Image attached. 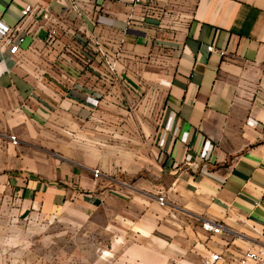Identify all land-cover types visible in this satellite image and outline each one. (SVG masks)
<instances>
[{"label": "crops", "instance_id": "0c3cea01", "mask_svg": "<svg viewBox=\"0 0 264 264\" xmlns=\"http://www.w3.org/2000/svg\"><path fill=\"white\" fill-rule=\"evenodd\" d=\"M99 210L187 263L264 247V0H0V211Z\"/></svg>", "mask_w": 264, "mask_h": 264}, {"label": "rangeland", "instance_id": "374dc122", "mask_svg": "<svg viewBox=\"0 0 264 264\" xmlns=\"http://www.w3.org/2000/svg\"><path fill=\"white\" fill-rule=\"evenodd\" d=\"M133 229L126 218L101 210L85 218L63 214L43 220L0 211V264H193L179 252L150 251Z\"/></svg>", "mask_w": 264, "mask_h": 264}, {"label": "built area", "instance_id": "2783aa9c", "mask_svg": "<svg viewBox=\"0 0 264 264\" xmlns=\"http://www.w3.org/2000/svg\"><path fill=\"white\" fill-rule=\"evenodd\" d=\"M34 6L31 3H26L24 5V8L22 10V20L21 25L26 22L27 18L33 13ZM21 28L20 24H18V27L15 29L9 28V30L6 32V35L4 36L2 40V45H9L10 46V52L11 54H18L21 50V44L25 41L24 35H18V39L16 42L13 41L12 36H14V33L16 30H19ZM48 39L51 42L57 43V33L55 29H52L47 34ZM212 49V47H210ZM110 66H112V62L109 60ZM111 70H114V68L111 67ZM91 101L93 104H98L99 100L95 97L91 98ZM11 139L13 143L17 144V138L16 136H11ZM163 144V141L161 142V145ZM206 149L202 153L203 155H206ZM95 177H99L101 174L100 169H95L93 171ZM159 202L161 204H165L166 200L163 195H160L158 197ZM203 228L205 231L211 233V234H219L223 232L224 226L218 222H215L213 220H203ZM221 262L222 264H229L227 258L219 253V252H213L209 258H207L203 264H217ZM232 264H264V247L257 248V249H248L242 252L237 258L234 259V261H230Z\"/></svg>", "mask_w": 264, "mask_h": 264}]
</instances>
